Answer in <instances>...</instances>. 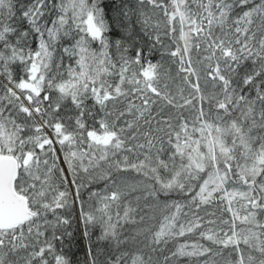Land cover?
Here are the masks:
<instances>
[{
  "label": "snow or ice",
  "instance_id": "1",
  "mask_svg": "<svg viewBox=\"0 0 264 264\" xmlns=\"http://www.w3.org/2000/svg\"><path fill=\"white\" fill-rule=\"evenodd\" d=\"M0 264H264V0H0Z\"/></svg>",
  "mask_w": 264,
  "mask_h": 264
},
{
  "label": "trees",
  "instance_id": "2",
  "mask_svg": "<svg viewBox=\"0 0 264 264\" xmlns=\"http://www.w3.org/2000/svg\"><path fill=\"white\" fill-rule=\"evenodd\" d=\"M74 215H76V213L74 212L73 213ZM72 230L74 232V238H70L72 239V245H71V248H72V251L74 253H76V256L78 259H82L83 258V255H84V252H83V245L87 243L86 240H81L80 239V236H79V231H78V225L77 224H73L72 226Z\"/></svg>",
  "mask_w": 264,
  "mask_h": 264
}]
</instances>
